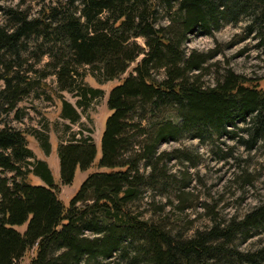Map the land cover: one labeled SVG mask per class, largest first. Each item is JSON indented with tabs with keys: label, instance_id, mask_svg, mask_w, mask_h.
I'll return each mask as SVG.
<instances>
[{
	"label": "trees",
	"instance_id": "16d2710c",
	"mask_svg": "<svg viewBox=\"0 0 264 264\" xmlns=\"http://www.w3.org/2000/svg\"><path fill=\"white\" fill-rule=\"evenodd\" d=\"M75 1L80 2L79 15L72 7ZM161 11L168 17L165 23H158ZM4 15L0 111L14 109L28 92L30 77L20 67L26 41L33 36L49 45L46 53L60 90L72 92L84 65L95 66L103 82L119 83L106 98L110 114L101 133L97 170L84 178L67 206L47 163L37 160L29 168L33 152L26 131L0 121V264H16L31 249L34 255L27 264H106L116 255L129 264H264V245L241 250L236 244L264 228V202L240 219L214 220L189 237L173 234L128 207L142 185L174 181L159 163L179 151L158 153L162 142L189 137L215 144L238 122L246 124L248 137L239 140L249 149L264 142V75L251 78L227 68L214 85H206L203 78L218 50L186 48L191 34L213 35L244 19L246 34L260 36L264 43V0H71L46 5L35 17L12 8L4 9ZM136 37L143 38L145 47L133 40ZM79 88V107L83 99L101 93L85 85ZM59 101L62 117L76 122L74 106ZM167 109L173 119L162 117ZM137 111L138 121L133 122ZM133 141V156L122 157ZM41 146L48 150L47 142ZM95 156L90 137L61 145V182L70 184L76 169L87 170ZM140 162L150 168L146 175L139 172ZM33 177L44 184H34ZM163 182L165 188L168 183ZM22 225L23 231L16 229Z\"/></svg>",
	"mask_w": 264,
	"mask_h": 264
},
{
	"label": "rangeland",
	"instance_id": "374dc122",
	"mask_svg": "<svg viewBox=\"0 0 264 264\" xmlns=\"http://www.w3.org/2000/svg\"><path fill=\"white\" fill-rule=\"evenodd\" d=\"M69 1L71 0H0V24H7L4 15L6 8L22 10L29 17H35L46 5L64 2L67 4ZM79 5V1L72 5L76 15H79ZM161 15L158 23H165L168 20L166 13L161 11ZM247 23L248 20L244 19L237 25L227 24L213 35H190L186 43L187 50H218L216 57L209 62L207 74L203 78L206 85H214L217 76L227 68L251 78L264 75V43L260 36L246 34ZM133 40L145 47L142 37ZM26 45V51L22 53L20 71L30 77L31 84L27 94L21 96L14 109L0 111V121L7 127L26 131L28 147L33 152V157L28 160L31 163L29 168L31 169L37 160L45 161L51 170L54 183L58 186V196L67 206L84 178L97 170L95 164L100 157L101 133L110 114L106 98L109 90L118 84L119 80L103 82L95 66L84 65L81 66L83 73L77 76L71 85L72 92L60 90L55 70L49 64L53 60L46 53L49 45L42 44L41 40L34 36L26 41ZM133 65L123 76L131 72ZM26 69L28 72H25ZM156 76L162 77V71H157ZM81 85L100 89L101 93L95 98L83 99V106L79 107V97L76 93ZM3 87L4 84L0 81V90ZM62 99L70 102L76 109V122L62 117L59 101ZM139 112L133 114V122L138 121ZM162 117L173 119L172 110L167 109ZM244 128L246 124L241 122H238L237 128L228 126L230 132L215 144L202 143L199 139L189 137L160 143L158 153L179 151L175 156L165 155L159 163V167L165 170L167 175H171L174 181L167 179L154 186L142 185L140 195L128 205L132 213L160 224L173 234L180 233L189 237L197 230L211 227L214 220L227 223L234 217L240 219L255 206L262 204L264 142L249 149L247 144L239 140L242 135L248 137ZM85 137H90L96 146L93 165L84 171L77 168L72 182L63 184L59 177L58 148ZM134 139L141 141L142 137ZM137 141H133L131 146L123 151L122 157L133 156L134 151L131 148L136 150ZM43 142L48 143L47 151L41 146ZM138 169L140 174L144 175L150 171L143 162L139 163ZM32 182L44 184L38 177H33ZM162 182L168 183L165 188H162ZM184 183H188V186L178 189ZM24 228L25 225L16 227L19 231ZM86 235L91 236V233L87 231ZM236 244L241 250H254L263 246L264 228L255 232L248 240L239 238ZM33 255L34 249H31L16 264H27ZM106 264H129V260L119 259L116 255L106 260Z\"/></svg>",
	"mask_w": 264,
	"mask_h": 264
}]
</instances>
